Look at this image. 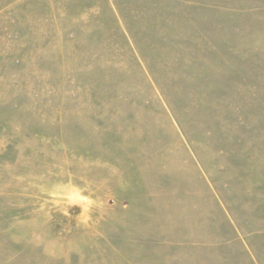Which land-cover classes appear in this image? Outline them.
Instances as JSON below:
<instances>
[{"label":"rangeland","instance_id":"rangeland-1","mask_svg":"<svg viewBox=\"0 0 264 264\" xmlns=\"http://www.w3.org/2000/svg\"><path fill=\"white\" fill-rule=\"evenodd\" d=\"M0 264H264V0H0Z\"/></svg>","mask_w":264,"mask_h":264}]
</instances>
